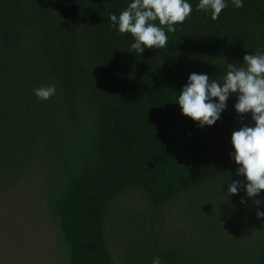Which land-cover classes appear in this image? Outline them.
I'll list each match as a JSON object with an SVG mask.
<instances>
[{
    "label": "trees",
    "instance_id": "obj_1",
    "mask_svg": "<svg viewBox=\"0 0 264 264\" xmlns=\"http://www.w3.org/2000/svg\"><path fill=\"white\" fill-rule=\"evenodd\" d=\"M131 2L0 0V192L40 174L57 264H264V191L247 197L231 155L251 113L239 116L232 94L199 127L176 103L191 73L223 83L227 65L264 54V0H225L216 21L187 0L192 13L165 27L167 47L141 54L109 19ZM50 85L51 99L34 95ZM131 193L150 226L121 229L116 259L109 224Z\"/></svg>",
    "mask_w": 264,
    "mask_h": 264
},
{
    "label": "clouds",
    "instance_id": "obj_2",
    "mask_svg": "<svg viewBox=\"0 0 264 264\" xmlns=\"http://www.w3.org/2000/svg\"><path fill=\"white\" fill-rule=\"evenodd\" d=\"M234 8L243 7V0H232ZM227 7L225 0H199L197 11H210L211 19H219ZM192 13L187 0H132L119 17L110 13L111 26H118V33L130 34L134 38L131 48L141 54L145 49L167 47V33H174L175 25L183 24ZM158 22V23H157ZM243 66L227 65L223 83L211 80L207 74L191 73L182 88L176 103L182 115L197 122L199 127L213 126L227 107L230 95L236 94L235 112L239 116L251 113L254 127L243 126L233 131L231 144L232 159L238 165L236 175L247 181V197H257L264 191V54L257 52L243 57ZM56 94V86H43L34 89V95L42 101ZM215 98L216 102H213ZM239 179L228 187L229 196L238 194ZM244 201L242 200L241 203ZM256 205L260 200H253ZM257 218L264 217V211L256 212ZM152 264H161L159 257Z\"/></svg>",
    "mask_w": 264,
    "mask_h": 264
},
{
    "label": "rangeland",
    "instance_id": "obj_3",
    "mask_svg": "<svg viewBox=\"0 0 264 264\" xmlns=\"http://www.w3.org/2000/svg\"><path fill=\"white\" fill-rule=\"evenodd\" d=\"M143 213L142 201L131 193L112 216L109 239L116 259L121 229L131 233L126 227L130 224L134 226L131 234H138L149 228L150 222L142 221ZM61 248L57 226L43 202L38 172L30 173L9 190L0 192V264H57Z\"/></svg>",
    "mask_w": 264,
    "mask_h": 264
}]
</instances>
